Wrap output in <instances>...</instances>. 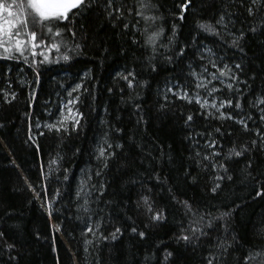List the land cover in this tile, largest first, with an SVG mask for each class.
I'll return each mask as SVG.
<instances>
[{
    "label": "trees",
    "instance_id": "trees-1",
    "mask_svg": "<svg viewBox=\"0 0 264 264\" xmlns=\"http://www.w3.org/2000/svg\"><path fill=\"white\" fill-rule=\"evenodd\" d=\"M0 2L15 25L0 48V264H264V0H191L183 20L185 0H85L47 24L29 0ZM211 54L237 77L218 82L232 119L167 93L194 92ZM70 91L79 124L42 126Z\"/></svg>",
    "mask_w": 264,
    "mask_h": 264
},
{
    "label": "snow or ice",
    "instance_id": "snow-or-ice-1",
    "mask_svg": "<svg viewBox=\"0 0 264 264\" xmlns=\"http://www.w3.org/2000/svg\"><path fill=\"white\" fill-rule=\"evenodd\" d=\"M253 2H255V0H253ZM29 3H30L31 8L34 10V12L36 14V17L40 21H42V22L47 24V23H52L53 21L59 22V21L67 20L68 19V12L70 10H72V9H76V8L80 7L81 5H83L85 3V0H29ZM111 3H112V0H108V5L109 6H111ZM190 3H191V0H185L184 3L179 5V9H180L179 19H181V20L184 19V13L188 10ZM148 6L149 5L144 4V3L140 4L141 8H145V7H148ZM112 11H115V12L119 13V15H121V16L123 15V12L120 9H118V8L117 9H112ZM112 11H109L108 14L112 15ZM5 12L8 13L9 17H12L14 15L9 7H7L3 2H0V48H3L4 53L10 54L11 51H12V48L5 46V41L2 39V36L4 34H7L9 36V42H10L11 39L13 38V33H12L11 29L13 27H15V25L13 24L12 20H8L7 21L8 28L6 29L4 27V22L2 20V17H3V14ZM249 12L251 13V9H249ZM137 15L143 16V12H138ZM144 19L155 20L156 17H144ZM218 23H220V24L224 23V17L223 16L220 17V20L218 21ZM17 24L23 26L25 29L27 28V21L26 20L17 21ZM198 26H199L200 29H202L204 31H207V32H215L216 31V29L214 27H212L211 25H209L207 23H201ZM124 27L127 28L128 25L125 24ZM47 31L49 33H51V32H53V29L51 27H48ZM162 31H163V29H161L159 32L152 33L148 37V43L154 44L155 40L159 37V35L161 34ZM19 35H20V30H19V28H17L15 36L18 37ZM29 35H30L31 48L33 50H35L36 48L40 47L41 44L45 43L43 40H41V41H39V43H37V33L36 32H30ZM55 35L56 36H60L61 35V32H60L59 29L56 30ZM72 35H75V33L73 32ZM242 36H243V33H241V38H242ZM236 42L237 41L234 40L233 44L235 45ZM25 43H29V41H21V40L17 39L16 42H15V45H14L15 50L19 51L21 54H23V52H24V44ZM76 47L79 48V45H77ZM52 49H55L56 51H59L60 50V44L59 43L51 44L48 47V51L50 52ZM208 51L210 52L211 50H208ZM32 54L35 55L36 54L35 51H33ZM41 55L44 56V61L45 62H47L49 60L48 55H46L45 53H41ZM3 58L11 59L12 57H11V55H6ZM62 59L69 60L70 56L65 54V55H63ZM212 67L216 68L217 65L215 63H212ZM235 68L236 69H240V65L239 64L235 65ZM205 72H207V69H205ZM193 75L195 76L196 73H193ZM230 75L232 76V79H236L237 78L235 75L231 74V69H229L227 65H224V68L220 69V71H219V76H217L216 73H213L212 74V79H219L220 77H227V76H230ZM129 77H134V73L130 72L127 76H123L122 78L128 81V86L129 87H132V79H129ZM207 83L208 82L202 80L200 83H198L196 85V87H198V88L206 87ZM80 87H81V85H77V89L80 88ZM227 87L229 89L232 88V84L229 83L227 85ZM73 91H76V89H73ZM170 91H171V89H170ZM211 91L212 92H216V91H218V89L213 88ZM179 98H181V99H189V102H192L191 99L188 97L187 92H184L183 95L179 96ZM195 101H196V103H201L200 97L196 96L195 97ZM261 102L264 103V100H262ZM231 105H232V101L231 100L221 101L220 104H219V108H217V105H216L215 101H213L212 104L209 105L208 101L205 100V101H203V104L201 106L202 107L210 106L212 108H217V111L220 112V119H232V117L230 115L226 116L222 111H220V109L224 108L225 106L231 107ZM236 107L239 108L240 105L236 104ZM78 115H81V114L78 113ZM209 115H211V113H209ZM262 118H264V117H262ZM187 120L191 121L192 120V116L189 115L187 117ZM240 123L244 124V121H240ZM75 124L78 125L79 124V120H75ZM47 127L50 130L54 129L56 131H61V130H65L66 131L67 130V127H66V125L63 124V122H61L59 124V126L53 124V125H48ZM245 127H247V125H245ZM217 131H219V129H217ZM253 143H255V141ZM108 147L111 148V145H108ZM117 147H120V145H117ZM209 147H215V141H212L209 144ZM107 155L111 156V155H114V153H110L109 152V153H107ZM215 155L218 156V155H220V153L217 152V153H215ZM230 155L241 156L242 152L241 151H236L235 149H233L232 152L230 153ZM99 157H103V158L106 159V149L105 148L102 147V148L99 149ZM205 159H209V157L206 156ZM106 166H107V164L105 163V167ZM219 166L224 168L225 171H227V168L223 164H221ZM97 174H99V173H97ZM230 178L231 177H229V179ZM218 179H223V177H219ZM219 187H220V185H216V187H213L211 189V191L212 192H216ZM260 194L261 193H259V192L257 193V195H260ZM145 202H147V198H145ZM184 204H185L186 208L191 210V206L188 205L187 202H184ZM49 207H51V205H49ZM162 218L163 217H162V215L160 213H156L152 217V219L156 220V221H159ZM88 231L92 232V229L89 228ZM119 231H120L119 229H116V232H119ZM132 231L135 232L136 229L133 228ZM191 231L193 233V237L195 236V233L197 231H201L202 235L204 234L202 232V230L195 229V228L192 229ZM139 236L144 237L145 233L144 232H140ZM115 238H116V234L113 233L112 234V239H115ZM105 239H107V237H105ZM180 239H183L184 241H190L191 238L189 236L185 235V236L180 237ZM89 243H90V241H89ZM168 255L170 256L171 253H168ZM249 258H251V257H249ZM208 264H212V260L211 259L208 261Z\"/></svg>",
    "mask_w": 264,
    "mask_h": 264
},
{
    "label": "rangeland",
    "instance_id": "rangeland-1",
    "mask_svg": "<svg viewBox=\"0 0 264 264\" xmlns=\"http://www.w3.org/2000/svg\"><path fill=\"white\" fill-rule=\"evenodd\" d=\"M208 54V52H207ZM212 63H215L217 65V58H214V55H210V58H206V63L203 67L202 71H198L195 75V84L197 85L202 80L208 82L206 87L198 88L196 87L194 92L188 91L184 89V87L173 85L169 88H167V93H170L172 95L181 96L184 92H187L188 97L191 100H195L196 96L200 97L201 105L203 104V101L207 100L209 105L212 104L213 101H215L217 108H219V104L221 101L220 98V87L218 85V82L222 81V77L219 79H212V74L216 73L217 76H219V71L222 69L219 65H217L216 68L212 67ZM205 69H207V72H205ZM195 85V86H196ZM213 88L218 89L216 92H212L211 90ZM166 89V88H165ZM171 89V91H170ZM191 92V93H190ZM189 100V99H187ZM76 101H77V95L72 94L71 91L68 92L67 96H64L61 100H59V109L56 112V114L52 115V118L45 120L44 122H41V125L44 127H47L48 125H58L63 122L64 125H70L74 124L75 120H78L79 115L76 108ZM226 107V106H225ZM224 107V108H225ZM208 109L210 113H217V108H212L210 106L205 107ZM224 108L220 109V111L224 110ZM56 226V225H55ZM57 230L59 232V229L57 227ZM60 233V232H59Z\"/></svg>",
    "mask_w": 264,
    "mask_h": 264
}]
</instances>
